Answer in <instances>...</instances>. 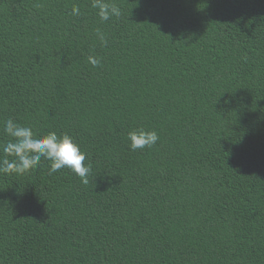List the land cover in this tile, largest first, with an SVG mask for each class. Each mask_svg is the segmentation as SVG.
<instances>
[{
	"label": "trees",
	"instance_id": "trees-1",
	"mask_svg": "<svg viewBox=\"0 0 264 264\" xmlns=\"http://www.w3.org/2000/svg\"><path fill=\"white\" fill-rule=\"evenodd\" d=\"M108 2L0 0V146L11 118L91 165L0 173V264H264V0Z\"/></svg>",
	"mask_w": 264,
	"mask_h": 264
},
{
	"label": "clouds",
	"instance_id": "clouds-1",
	"mask_svg": "<svg viewBox=\"0 0 264 264\" xmlns=\"http://www.w3.org/2000/svg\"><path fill=\"white\" fill-rule=\"evenodd\" d=\"M91 7L97 10L101 21L106 22L122 15L121 9L115 3H109L108 0H91ZM69 15L80 16V8L73 6ZM97 37L102 44L107 43L105 35L99 30ZM88 62L93 67L101 63L100 59L92 55L88 57ZM3 131L11 139L0 146L3 152V157L0 158V173L18 175L29 173L40 164L43 158L50 162L49 175L67 168L80 178L81 183L85 185L89 183L91 165L85 163L87 154L68 134L58 136L56 132H48L38 135L32 127L23 126L11 118L4 121ZM127 139L129 149L136 151L152 148L158 142L159 135L155 130L139 128L129 131Z\"/></svg>",
	"mask_w": 264,
	"mask_h": 264
}]
</instances>
